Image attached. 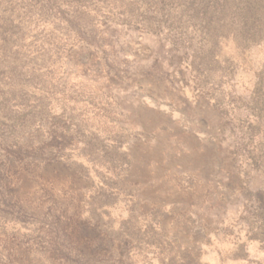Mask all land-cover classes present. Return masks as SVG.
Instances as JSON below:
<instances>
[{
  "label": "rangeland",
  "instance_id": "obj_1",
  "mask_svg": "<svg viewBox=\"0 0 264 264\" xmlns=\"http://www.w3.org/2000/svg\"><path fill=\"white\" fill-rule=\"evenodd\" d=\"M142 1L0 0V264H264V33L211 89Z\"/></svg>",
  "mask_w": 264,
  "mask_h": 264
},
{
  "label": "trees",
  "instance_id": "obj_2",
  "mask_svg": "<svg viewBox=\"0 0 264 264\" xmlns=\"http://www.w3.org/2000/svg\"><path fill=\"white\" fill-rule=\"evenodd\" d=\"M45 1L52 5L58 2ZM177 1L158 0V5H163L160 12L148 6L146 0L142 1L143 6L137 4V7L143 11L148 30L157 32L164 26L171 32H180L187 52H192L194 71L212 89L228 76L223 71V64L228 58L224 57L222 61L220 57L227 30L231 27L238 29V34L246 43L250 38L256 40L264 33V0H179L181 8ZM55 7H58L57 12L61 11V6ZM6 64L1 58L0 68L5 70ZM221 102L222 99H218L216 104Z\"/></svg>",
  "mask_w": 264,
  "mask_h": 264
}]
</instances>
